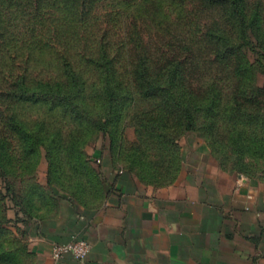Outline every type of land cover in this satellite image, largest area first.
Returning a JSON list of instances; mask_svg holds the SVG:
<instances>
[{
	"label": "rangeland",
	"instance_id": "obj_1",
	"mask_svg": "<svg viewBox=\"0 0 264 264\" xmlns=\"http://www.w3.org/2000/svg\"><path fill=\"white\" fill-rule=\"evenodd\" d=\"M102 159L264 173V0H0V264Z\"/></svg>",
	"mask_w": 264,
	"mask_h": 264
},
{
	"label": "crops",
	"instance_id": "obj_2",
	"mask_svg": "<svg viewBox=\"0 0 264 264\" xmlns=\"http://www.w3.org/2000/svg\"><path fill=\"white\" fill-rule=\"evenodd\" d=\"M94 166L83 195L63 193L36 217L31 264H264V173L155 185L107 159ZM71 239L88 241L89 253L53 259L52 245Z\"/></svg>",
	"mask_w": 264,
	"mask_h": 264
},
{
	"label": "built area",
	"instance_id": "obj_3",
	"mask_svg": "<svg viewBox=\"0 0 264 264\" xmlns=\"http://www.w3.org/2000/svg\"><path fill=\"white\" fill-rule=\"evenodd\" d=\"M90 251V244L85 239H71L66 242L52 245L50 255L53 259L59 260L70 256L76 260L83 259Z\"/></svg>",
	"mask_w": 264,
	"mask_h": 264
}]
</instances>
